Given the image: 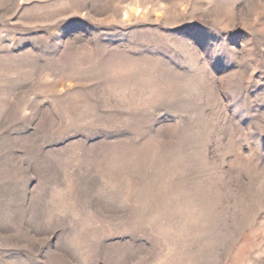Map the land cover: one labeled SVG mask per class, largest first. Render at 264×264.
I'll return each mask as SVG.
<instances>
[{
    "label": "rangeland",
    "instance_id": "374dc122",
    "mask_svg": "<svg viewBox=\"0 0 264 264\" xmlns=\"http://www.w3.org/2000/svg\"><path fill=\"white\" fill-rule=\"evenodd\" d=\"M0 264H264V0H0Z\"/></svg>",
    "mask_w": 264,
    "mask_h": 264
}]
</instances>
